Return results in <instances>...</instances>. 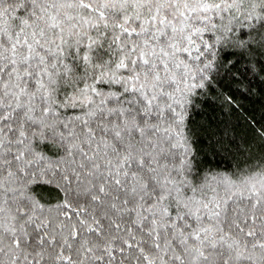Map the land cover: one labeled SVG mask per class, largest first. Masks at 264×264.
Returning a JSON list of instances; mask_svg holds the SVG:
<instances>
[{
    "label": "snow or ice",
    "instance_id": "obj_1",
    "mask_svg": "<svg viewBox=\"0 0 264 264\" xmlns=\"http://www.w3.org/2000/svg\"><path fill=\"white\" fill-rule=\"evenodd\" d=\"M0 264H264V0H0Z\"/></svg>",
    "mask_w": 264,
    "mask_h": 264
}]
</instances>
